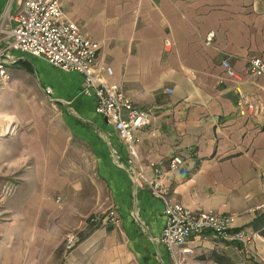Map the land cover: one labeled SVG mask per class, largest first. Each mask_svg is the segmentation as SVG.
Here are the masks:
<instances>
[{
  "label": "crops",
  "instance_id": "obj_1",
  "mask_svg": "<svg viewBox=\"0 0 264 264\" xmlns=\"http://www.w3.org/2000/svg\"><path fill=\"white\" fill-rule=\"evenodd\" d=\"M22 2L0 0L8 28ZM60 2L100 43L99 61L112 69L104 78L151 123L136 132L133 154L83 93L81 73L27 54L11 64L0 99V190L6 180L15 190L0 194V264H219L214 252L264 264V225H252L264 212V76L247 70L250 57L264 60V0ZM174 156L183 162L172 170ZM152 163L162 165L172 202L235 214L250 242L193 240L182 263L172 259L158 241L165 203L146 182ZM111 208L119 225L88 226ZM87 226L59 262L65 230Z\"/></svg>",
  "mask_w": 264,
  "mask_h": 264
},
{
  "label": "built area",
  "instance_id": "obj_2",
  "mask_svg": "<svg viewBox=\"0 0 264 264\" xmlns=\"http://www.w3.org/2000/svg\"><path fill=\"white\" fill-rule=\"evenodd\" d=\"M13 22L8 28L5 14H0V99L11 77L9 66L23 54L41 57L65 71H77L84 77L83 93L95 101L96 113L112 122L119 138L134 154L136 132L150 125V114L148 110L135 105L120 85L111 84L104 78L103 72L110 74L112 69L99 61L100 43L86 36L80 25L65 15L60 0H23L13 16ZM222 64L229 77H236L227 59ZM247 70L251 74L264 76V60L259 56L250 57ZM246 109L249 113L256 110L252 103H247ZM182 162V157H172L170 169H178ZM150 167L154 176L146 178L147 185L151 194L165 203V224L158 241L172 259L182 263L187 254L194 252V247L188 246L193 240L212 239L237 242L243 246L250 242V230L236 226L235 214L195 211L172 202L168 197L169 188L161 181L162 165L152 163ZM14 190L15 185L7 183L0 194L9 196ZM89 220L93 224L103 225L121 223V217L113 208L93 215ZM78 240L77 233L67 232L64 250L74 248Z\"/></svg>",
  "mask_w": 264,
  "mask_h": 264
},
{
  "label": "rangeland",
  "instance_id": "obj_3",
  "mask_svg": "<svg viewBox=\"0 0 264 264\" xmlns=\"http://www.w3.org/2000/svg\"><path fill=\"white\" fill-rule=\"evenodd\" d=\"M3 93H4V91H3ZM2 93V94H3ZM3 96V95H2ZM48 101V100H47ZM21 113L23 114L24 112H23V110H21ZM21 119H25V116H23L22 115V118ZM0 121H3V117L0 115ZM7 184V180L4 182V184L3 185H6ZM1 191V190H0ZM106 225V224H105ZM88 226L90 227V228H95V227H98V226H104L103 224H100V223H98V224H93L92 222H88ZM86 227V228H84V229H79V228H73V227H69L68 229H66L65 230V232H64V234L66 235V233L67 232H70V231H74L75 233H77L78 234V238H79V240H78V242H77V244L74 246V247H76L77 245H78V243L82 240V236H86L87 234H88V230H89V227ZM64 239H65V236H64ZM60 247L62 248V251L61 252H58V250H56V254H55V258L56 259H58V261L60 262V260L62 259V253H63V255L65 254V253H68L69 251H71L72 249H70L69 251H65L64 250V240L62 241V243L60 244ZM198 251V250H197ZM234 259H238L237 257H234ZM214 264H217V263H215L214 262Z\"/></svg>",
  "mask_w": 264,
  "mask_h": 264
},
{
  "label": "trees",
  "instance_id": "obj_4",
  "mask_svg": "<svg viewBox=\"0 0 264 264\" xmlns=\"http://www.w3.org/2000/svg\"><path fill=\"white\" fill-rule=\"evenodd\" d=\"M252 225L254 228H258L261 225H264V212L258 215V217L252 222ZM61 251H62V248L59 247L58 252H61ZM212 258L219 264H238L231 258V256L225 253L214 252L212 253Z\"/></svg>",
  "mask_w": 264,
  "mask_h": 264
}]
</instances>
